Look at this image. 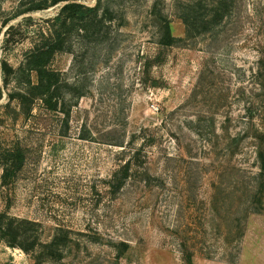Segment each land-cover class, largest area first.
I'll return each instance as SVG.
<instances>
[{"label":"rangeland","instance_id":"374dc122","mask_svg":"<svg viewBox=\"0 0 264 264\" xmlns=\"http://www.w3.org/2000/svg\"><path fill=\"white\" fill-rule=\"evenodd\" d=\"M33 1L0 0V210L39 223L45 241L64 229L63 258L40 264H264V0H233L195 36L180 9L200 0H100L102 40L75 32L53 60L68 121L41 102L27 115L11 96L4 60L19 67L64 4L15 16ZM164 17L173 45L158 42ZM16 144L25 166L2 185ZM0 264L37 263L3 241Z\"/></svg>","mask_w":264,"mask_h":264},{"label":"trees","instance_id":"16d2710c","mask_svg":"<svg viewBox=\"0 0 264 264\" xmlns=\"http://www.w3.org/2000/svg\"><path fill=\"white\" fill-rule=\"evenodd\" d=\"M64 2L59 13L47 20V23L36 32L33 46L27 51L25 60L15 70L8 67L4 60L6 73L13 71L15 82L20 88L11 92L12 97H17L24 112L32 114L34 105L41 102L43 107L51 112H62L66 121L70 116V110L65 109L66 89L69 82L63 77L60 69L53 67L55 56L68 51L69 37L73 33L96 35V42H100L101 25L104 16L109 14V7L102 6L100 0L95 6H88L77 0H38L30 3L29 7L15 13L18 16L27 11L44 9L51 5ZM158 2V1H157ZM233 0H203L188 2L180 9L181 18L186 26L188 36L210 31L225 18L232 7ZM157 3L154 10L156 11ZM161 23L160 38L158 42L162 46L173 45L178 39L172 33L170 21ZM9 39V38H8ZM153 61H161L164 58L162 50ZM151 64V61L148 65ZM83 93H78L82 95ZM1 97V96H0ZM125 146L124 143L120 144ZM3 158L2 185H8L16 180L18 173L25 166L27 152L20 144L5 151ZM259 156H264V151H259ZM136 160V153L125 158L111 179L112 191L117 194L131 176V170ZM264 170V158L261 166ZM40 224L28 218H20L9 214L6 210H0V242H7L12 247H20L28 253L35 254L37 264L45 261H59L63 258L65 247L68 245V235H64V229L58 228L55 235L49 241L42 238L39 231Z\"/></svg>","mask_w":264,"mask_h":264}]
</instances>
